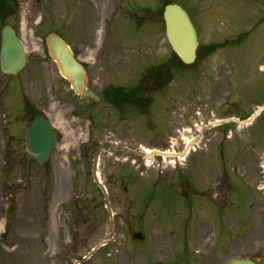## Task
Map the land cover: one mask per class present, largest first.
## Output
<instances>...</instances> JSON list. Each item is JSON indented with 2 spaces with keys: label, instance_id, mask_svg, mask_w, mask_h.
<instances>
[{
  "label": "rangeland",
  "instance_id": "374dc122",
  "mask_svg": "<svg viewBox=\"0 0 264 264\" xmlns=\"http://www.w3.org/2000/svg\"><path fill=\"white\" fill-rule=\"evenodd\" d=\"M168 1L189 14L200 53L208 44H219L207 60L221 71L215 86L220 96L213 99L230 106L227 116L249 117L264 104V0ZM162 2L8 0L0 29L6 23L15 28L27 63L14 76L0 70V264H75L84 254L89 256L80 264H224L256 257L257 251L264 256L259 243L262 236L264 241V109L241 129L228 131L243 153L242 161L232 162L230 214L213 212L207 195L197 196L193 204L182 202L169 186L147 189L145 197L114 181L124 179L129 186L127 180L141 184L154 178L161 162L145 166L146 160L130 149L138 150L137 143H163V121L149 122L148 116L157 104L164 109L174 100L150 97L143 105L147 116H133L128 107L117 110L103 100L93 102L73 94L43 51L47 33L58 31L85 63L88 87L111 83L128 88L136 82H131L132 73L138 76L140 67L156 66L162 55L163 62L172 55L158 15ZM88 50H95L93 58ZM35 112L57 117L61 130L44 165L24 149L23 130ZM153 113L156 119L161 114ZM71 122L75 127L70 128ZM65 131H72L74 142ZM65 140L71 143L67 151L61 146ZM84 140L89 150L79 149ZM107 141L128 148V159ZM102 143L97 172L108 192L112 218L90 174L95 149ZM9 202L16 204V213L8 223ZM135 231L142 233L140 240L132 237ZM104 240L106 245L91 251Z\"/></svg>",
  "mask_w": 264,
  "mask_h": 264
},
{
  "label": "flooded vegetation",
  "instance_id": "af4514ba",
  "mask_svg": "<svg viewBox=\"0 0 264 264\" xmlns=\"http://www.w3.org/2000/svg\"><path fill=\"white\" fill-rule=\"evenodd\" d=\"M208 56L209 53H206L203 58ZM209 64L210 62L206 61L202 66L176 68L173 72V79L177 82L175 88L173 84L162 83L166 71L163 67L162 76L157 83L153 81L137 84V90L129 91L122 105L127 106L133 116L135 112L140 115L142 107L139 105V97L142 90L150 91V97L153 99L163 96V99L174 100L167 103L164 109L157 104L148 116L151 122L163 120V143L160 146L163 150H169L174 162L180 158L179 154L188 148L186 155L181 157L185 161L175 163L169 169H164L163 166V184L160 186L176 187V196L187 202L194 201L199 195H207L212 202L225 209V204L231 197L232 161H242L243 153L237 148L232 149V139L227 136L230 129L228 123L208 126L216 118H224L222 114L228 110L213 99L217 94L213 92L212 85L219 73L216 72L217 67ZM182 70L189 73H183ZM167 86L172 88L168 89ZM103 89L100 90L101 93ZM142 101L147 102V97L144 96ZM154 110L161 113L157 119ZM169 173L172 178L166 177ZM151 185L156 186V181ZM131 191L138 194L141 188L131 185ZM219 213L227 214V211ZM260 239L262 243L263 236ZM262 258L261 252L258 251L256 262L264 264ZM222 261L216 260L214 264H223Z\"/></svg>",
  "mask_w": 264,
  "mask_h": 264
},
{
  "label": "water",
  "instance_id": "95a60500",
  "mask_svg": "<svg viewBox=\"0 0 264 264\" xmlns=\"http://www.w3.org/2000/svg\"><path fill=\"white\" fill-rule=\"evenodd\" d=\"M163 18L165 21L166 36L179 58L190 63L195 56L197 40L194 28L187 16V13L175 3H165L163 8ZM49 54L57 63L58 69L70 82L76 93L87 95L97 100L98 97L90 90L85 88V71L83 66L75 59L68 45L59 38L56 33H50L46 38ZM26 62L23 45L19 41L14 29L9 25H4L1 29L0 42V64L4 73L16 74ZM169 81L168 79L165 80ZM53 125L37 114L28 124L25 130L26 150L32 154L38 163H44L50 156L51 147L55 139ZM93 177L95 174V161L92 166ZM105 194L106 192L100 185ZM107 209L111 213L107 204ZM15 205L10 204L7 208L6 218L11 220L14 216ZM135 237L140 238V233H135ZM230 264H255L246 259H235Z\"/></svg>",
  "mask_w": 264,
  "mask_h": 264
},
{
  "label": "bare ground",
  "instance_id": "6f19581e",
  "mask_svg": "<svg viewBox=\"0 0 264 264\" xmlns=\"http://www.w3.org/2000/svg\"><path fill=\"white\" fill-rule=\"evenodd\" d=\"M30 35H32L31 32H30ZM98 35H99V36L101 35V28L98 29ZM32 47L35 48V49H38L37 44L34 43V42H32ZM87 54H88V57H89V58H93V56H94V54H95V50H88ZM54 120L59 122V119H58L57 117L54 118ZM65 134H66L67 136L70 137L69 140H71V141H74V140H75V138H74L73 136H71V135H72V131H71V132H70V131H65ZM69 140H65V141L62 143V145H61L62 147L65 148V150L68 149V146H69V143H70ZM56 204H57V203L54 204V207L56 206ZM54 238H55V237H54ZM55 241H56L55 239H51V240H50L51 245H54V244H55ZM39 242H41V240H39ZM42 246H43L42 243H41V245H39V244L37 245V244H36L35 249H36V250H37V249H40V248H42Z\"/></svg>",
  "mask_w": 264,
  "mask_h": 264
},
{
  "label": "trees",
  "instance_id": "16d2710c",
  "mask_svg": "<svg viewBox=\"0 0 264 264\" xmlns=\"http://www.w3.org/2000/svg\"><path fill=\"white\" fill-rule=\"evenodd\" d=\"M2 9H4V8H1V10H2ZM1 10H0V11H1Z\"/></svg>",
  "mask_w": 264,
  "mask_h": 264
}]
</instances>
